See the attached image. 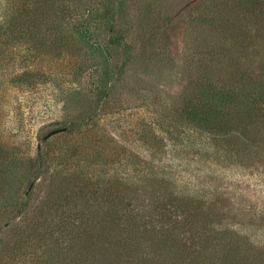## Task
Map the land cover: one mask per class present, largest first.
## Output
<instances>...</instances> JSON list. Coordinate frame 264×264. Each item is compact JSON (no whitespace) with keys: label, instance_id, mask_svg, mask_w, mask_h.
I'll use <instances>...</instances> for the list:
<instances>
[{"label":"rangeland","instance_id":"rangeland-1","mask_svg":"<svg viewBox=\"0 0 264 264\" xmlns=\"http://www.w3.org/2000/svg\"><path fill=\"white\" fill-rule=\"evenodd\" d=\"M0 264H264V0H0Z\"/></svg>","mask_w":264,"mask_h":264},{"label":"trees","instance_id":"trees-1","mask_svg":"<svg viewBox=\"0 0 264 264\" xmlns=\"http://www.w3.org/2000/svg\"><path fill=\"white\" fill-rule=\"evenodd\" d=\"M19 77H23L24 81H27L31 78V73L25 72L23 75ZM16 81L18 80H15L14 82ZM209 92H210V95L205 96L206 98L201 100L199 103L197 99L192 101V103L193 102L197 103L195 104L196 105L195 107H191L188 105V108L185 109L186 117L190 122L197 121V122H200L202 126H208V125H215L217 123H221L226 120V118H223L222 115H219L218 107L215 106V104H213L214 102L218 101V97L219 95H221V92L219 91L214 92V89L210 90ZM124 211H128V210L125 209ZM120 222L122 223L120 224ZM110 223L111 221H109L108 224ZM114 223L116 224V226H118V228H121L120 226L122 224H123V227L128 224V220L125 218L123 222V220L119 219L116 222H113L112 224ZM104 230L111 231L109 227H104ZM126 232H127V228H126ZM113 237L117 239V241H120L119 236L117 237L113 236ZM122 238L124 237L122 236ZM126 243H128V241H126L124 244ZM90 245H92V243Z\"/></svg>","mask_w":264,"mask_h":264}]
</instances>
